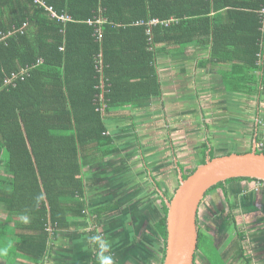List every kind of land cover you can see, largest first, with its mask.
<instances>
[{"label":"trees","instance_id":"16d2710c","mask_svg":"<svg viewBox=\"0 0 264 264\" xmlns=\"http://www.w3.org/2000/svg\"><path fill=\"white\" fill-rule=\"evenodd\" d=\"M40 1L71 21L52 20L35 0H0V211L5 215L0 219V261L52 264L59 236L85 222L93 225V264H100L101 241L93 239L99 236L94 226L106 210L89 208L85 169L118 150L108 134L110 118L123 119L121 110L160 96L157 61L172 46H209L210 59L232 63L231 75L243 76L235 79V90L251 81V94L259 92L264 84V0ZM206 159L203 154L200 165ZM238 181L257 180L229 179L205 196L220 190L226 197V185ZM162 211L154 224L163 239L160 264L165 203ZM205 233L198 228L197 249L205 238L217 262L225 264L228 250L218 253ZM235 236L230 240L234 261L249 264L240 244L245 235Z\"/></svg>","mask_w":264,"mask_h":264},{"label":"crops","instance_id":"0c3cea01","mask_svg":"<svg viewBox=\"0 0 264 264\" xmlns=\"http://www.w3.org/2000/svg\"><path fill=\"white\" fill-rule=\"evenodd\" d=\"M209 56L210 47L199 46L196 43L184 45L182 48L181 46L165 48L163 55L159 56L157 61V75L161 87L160 96L150 99L147 103L121 110L118 113L124 116L123 119L110 118L109 120V128L112 131V134L109 135L112 137L115 147L118 148L114 155L122 153L126 143H133L135 140L137 146L131 154H133L132 157L140 159L142 165L146 166L150 162L146 158L144 149H147V154H156L157 158L164 162V165L157 169L160 174L157 178L151 175L147 167L145 170L151 183L150 186L153 187V192L159 197L161 211L163 202L166 201L165 198H169L174 189L178 185L180 186V178L185 180L183 178L185 174L193 173L200 166L203 154L207 155V159H210L208 157L210 153L215 155L227 152L236 155H246L252 152L264 154L263 81L261 87L259 86V92L254 94H251V89L248 87L251 81L249 84L242 82V89L240 86L241 90H235L234 88L237 86L235 79L243 78V76L231 75L232 63H219L210 59ZM260 66L261 63L258 64V67ZM254 74L258 76L261 72L255 70ZM225 78H227V86L224 85ZM229 108L231 110H228ZM229 118L231 121H227ZM125 121H128L131 130L130 133L126 131L127 134L123 132L126 128L124 127ZM235 121L241 125L236 126ZM138 126L145 127L143 132L146 133L141 136V139L138 136ZM207 145L208 149L206 150ZM203 150H206L205 153ZM114 155L107 156L98 166L107 164L108 160L110 162ZM120 162L122 164L123 160ZM110 164L115 163L110 162ZM91 168L94 167H87L85 172ZM171 170L175 174L173 177L170 176ZM103 174L106 175V173ZM111 181L114 182L113 179ZM258 183L262 185L264 181H238L226 185V197L221 193L224 202L218 203L220 209L218 206H214L213 209H205V207H209L206 205L209 195L205 196L198 204L195 217L197 235L199 227L207 234H211L213 236L212 243L216 249L222 244V235L226 230L230 232L231 237L233 236L232 243L237 236H235L236 233L245 235V239L240 243L243 248V242L246 241V238L247 241L257 238L261 250L256 248V251H260V255L257 254L258 258L246 256L247 259L251 260L249 264H264V189L256 190ZM111 187L115 186L111 185ZM112 191L117 190L113 189ZM229 196H231V200ZM148 197H151L150 192ZM117 198L115 195L113 200L107 202V205L112 206L111 209L107 205L104 207L99 205V207L105 208L106 213L115 212L112 209L115 208L113 204L116 203ZM147 198L144 199L143 204H138L136 202L138 199L132 200L133 207L138 206L137 216L140 212L144 216V211L141 210L148 204ZM219 199V194L216 193L214 199L211 200L217 201ZM226 204L227 208L225 207ZM215 208L217 209L216 212ZM234 210L242 211L238 221L234 219L233 214L231 215ZM126 216L127 219H118L119 216H116L115 220L127 221L128 217L133 216V214ZM207 216L209 217L206 219ZM4 217V213L0 211V219H4ZM103 217L106 216L103 215ZM210 223H212L211 229L208 228ZM242 225H244L243 230L238 228ZM231 226L233 230L230 229ZM143 227V223L139 225L136 231L138 235L136 240L144 235ZM205 227L208 230H205ZM91 229L92 227L87 233L88 239H91ZM74 230L75 228L71 226L65 233L70 234ZM247 232L249 233L247 234ZM101 238L104 241V236ZM160 239L159 246L162 248L160 252L163 254V241ZM87 243L81 244L80 242L84 253H91L92 260L95 251L92 243L90 244V241ZM232 243L229 241L227 244L230 246L228 248V255H230L226 264L235 263L233 253L236 250ZM107 253L113 257L116 264V257L109 251ZM241 262L244 263V259H241ZM0 263L5 264L2 261Z\"/></svg>","mask_w":264,"mask_h":264},{"label":"rangeland","instance_id":"374dc122","mask_svg":"<svg viewBox=\"0 0 264 264\" xmlns=\"http://www.w3.org/2000/svg\"><path fill=\"white\" fill-rule=\"evenodd\" d=\"M228 110L231 109L229 108ZM227 121H231V118H229ZM125 122L126 124H124V127L126 128L123 132L126 133V131H129L130 133V124L128 123V121ZM234 124L236 126L241 125L237 121H235ZM143 128L145 127H137L138 136L140 139L141 136L146 133L143 132ZM108 134L111 135L112 131L108 132ZM125 141L126 140L124 139V142ZM136 146L137 144L135 140H133V143H126V145L123 147L122 153L114 155L113 159L110 160V162H114L115 164H110L108 160L107 164H103L100 166L96 164L93 166L94 168L86 171L85 176L86 182L88 184L86 192L88 198L87 203L89 205V208L94 209L99 205L103 207L106 206L107 202L113 200L115 195L116 198L118 197L116 199V206L112 209L115 210V212L110 213L109 211L107 213H104L106 217H102L97 225L94 226L97 229V233L104 236V241L110 245L108 251L114 257H116V264H159V260L163 255L162 252H160L162 248L159 246V236L155 232L152 224L153 221L155 223L157 219L161 218L163 216V213L161 212V205L159 206V197L153 192V187L150 186L151 183L148 179V176L146 175L145 170L147 167V169L151 172V175L157 178L160 175L157 172V169L160 168L159 166L164 165V162H162L160 158H157L156 154H147V149H144L146 158L148 159V161L150 160V162L146 166L142 165L140 159L132 157L133 154H131ZM122 160L123 162L121 164L120 161ZM103 173H106V175ZM173 175L175 174L173 170H171L170 176L173 177ZM111 179H113L114 182H112ZM111 185H114L115 187H111ZM113 189L117 190L115 191L117 192V194H114L115 192L112 191ZM149 192L151 193V197L147 198ZM216 193L219 194L220 199L217 201L211 200L214 199ZM229 197V199L231 200V196ZM145 198H147L148 204L141 210L144 211V216L141 215V212L137 216L136 212L138 206L133 207L131 202L132 200L138 199L136 202L138 204H143ZM165 200H168V198H165ZM219 202L223 203L224 199L221 195V192L218 190L213 194H209L206 201V205L209 207H205V209H213L214 206H218L220 209V205H218ZM107 206L109 209H111L112 207L110 204ZM225 207L227 208V204L225 205ZM216 211L217 209L215 208V212ZM241 212L242 211L234 210L233 212H231V215L233 214L234 219L238 221L241 218ZM131 213L133 214V216L128 217L127 221L115 220L116 216H119L118 219H127L126 215H130ZM208 217L209 216H207L206 219ZM142 223L144 225L143 230L145 233L144 235H141L138 240H136V238H138L136 231L139 225H141ZM82 224L85 223L78 222V224H72L73 228H75L72 233H64L63 235L59 236V239L57 240L53 250L52 258L50 259L52 261V264H93V259L91 260V253H84L81 245L88 244L87 241H90L91 244V239H88L87 233H89V230L91 227H93V225L90 224L84 226ZM208 226V228L211 229L212 223H210ZM243 227L244 225L238 228L243 230ZM230 229L233 230V227L231 226ZM205 230L208 229L205 227ZM223 232H225V230H223ZM248 233L249 232H247V234ZM205 234L208 238L212 239L213 236L211 234ZM222 237V244L217 246V249L215 248L216 250H218V253L220 251H227L228 248H230V246L227 245L228 242L232 239L230 232H227L226 230ZM79 241L81 242V244ZM203 241L204 242H200L202 244V248L199 247L198 251L195 252L194 261L196 263L194 264H220L214 258V254L211 252L208 244L205 243V238H203ZM259 244L260 243L257 238H253L251 239V241H247L246 238V241L243 242V246L246 250L245 255L247 257L253 258H256L257 254L259 256L260 251H256V248L257 250H261V246ZM251 248L252 251H250ZM204 252H207L209 256ZM238 261H241V259L236 260L234 264L242 263Z\"/></svg>","mask_w":264,"mask_h":264},{"label":"water","instance_id":"95a60500","mask_svg":"<svg viewBox=\"0 0 264 264\" xmlns=\"http://www.w3.org/2000/svg\"><path fill=\"white\" fill-rule=\"evenodd\" d=\"M233 178L264 181V154H229L207 159L187 179L180 178L172 199L165 201L167 237L163 264H193L198 241V204L209 188Z\"/></svg>","mask_w":264,"mask_h":264},{"label":"built area","instance_id":"2783aa9c","mask_svg":"<svg viewBox=\"0 0 264 264\" xmlns=\"http://www.w3.org/2000/svg\"><path fill=\"white\" fill-rule=\"evenodd\" d=\"M34 3L35 4H39L41 6L43 5L45 7V9L47 10L48 14H49V17L52 20H55L56 22L65 23V22L71 21V19L69 18V16H67V15H61L60 16V15H58L51 7L44 5L45 3L42 2V1H40V0H35ZM25 28H26V24H23V27L20 28L18 31L21 32V33H23V31H24ZM8 35H12V32H9L7 34V36ZM25 72H27V68L26 69H22L18 75L17 74H12V77L21 76ZM261 188L264 189V184H262V185L261 184H258L257 187H256V190L261 189Z\"/></svg>","mask_w":264,"mask_h":264},{"label":"clouds","instance_id":"9594fccd","mask_svg":"<svg viewBox=\"0 0 264 264\" xmlns=\"http://www.w3.org/2000/svg\"><path fill=\"white\" fill-rule=\"evenodd\" d=\"M218 157V156H217ZM259 184V183H258ZM258 184H256V187H257V185ZM179 188V185L174 189V191L172 192V194H171V196L168 198V200H170V199H172V197H173V195H174V193H175V191L177 190ZM220 191V190H219ZM221 193H222V191H220ZM223 194V193H222ZM205 197V196H204ZM167 201V200H166ZM163 203H165V201L163 202ZM165 206H166V203H165ZM162 213H163V211H161ZM167 214V213H166ZM163 217V216H162ZM161 217V218H162ZM161 218H159V219H157L156 221H155V223L158 221V220H160ZM165 221H166V216H165ZM154 223V224H155ZM154 224H153V228H154ZM158 236H159V238H161L162 239V237L158 234ZM166 237H167V232H166ZM93 239H95V240H98V241H101V248H102V252H101V255H100V264H114V260H113V257L111 256V255H103V252H106V251H108L109 250V248H110V245L107 243V242H105V241H102L101 240V238L99 237V236H97V237H94ZM162 241H163V239H162ZM165 243H166V240H165ZM165 247H166V245H165ZM197 248H198V241H197ZM198 250V249H197ZM197 250H196V252H197ZM195 255V254H194ZM195 263V261H193V264Z\"/></svg>","mask_w":264,"mask_h":264},{"label":"bare ground","instance_id":"6f19581e","mask_svg":"<svg viewBox=\"0 0 264 264\" xmlns=\"http://www.w3.org/2000/svg\"><path fill=\"white\" fill-rule=\"evenodd\" d=\"M181 201H182V200H181ZM181 201H180V202H181Z\"/></svg>","mask_w":264,"mask_h":264}]
</instances>
